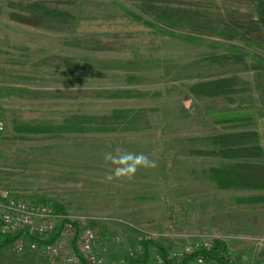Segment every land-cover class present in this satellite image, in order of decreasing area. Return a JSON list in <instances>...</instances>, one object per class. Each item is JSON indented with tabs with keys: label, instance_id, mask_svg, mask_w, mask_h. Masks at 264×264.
<instances>
[{
	"label": "rangeland",
	"instance_id": "374dc122",
	"mask_svg": "<svg viewBox=\"0 0 264 264\" xmlns=\"http://www.w3.org/2000/svg\"><path fill=\"white\" fill-rule=\"evenodd\" d=\"M77 1L79 12L101 18L131 11L162 24L171 34L158 37L159 45L82 50L63 43L77 30L64 33L22 23L9 16L11 0H0V188L28 204L61 205L78 232L95 230L97 253L124 264H216L210 257L198 263L197 254L183 253L186 246L205 240L212 243L213 255L222 252L239 264H264V243L258 241L264 236V189H219L207 175L211 167L237 161L264 163V0ZM161 9L186 24L189 20L193 27L161 21ZM203 24L235 29L237 36H221ZM53 55L78 60L142 58L158 65L135 72L139 80L133 82L128 72L116 69L105 76L87 75L81 83H64L65 74L78 69L49 60ZM211 57L229 65L241 61L242 67L218 77L234 80L230 99L222 101L226 108L247 109L252 117L247 122L213 121L206 109L210 100L192 93L191 85L216 76H185V65H202ZM79 89L133 93L74 96ZM116 110L129 112V119L136 117L140 125L127 129L117 123L113 130L86 132L16 128L58 126L73 115L108 116ZM20 111L34 114L22 116ZM242 130L258 132L260 158L199 153L215 148L210 136ZM110 144L144 152L158 167L139 169L132 180L107 182L112 166L105 164L103 153ZM250 196L260 199L244 200ZM9 251L16 258L13 264H48L40 248L28 245L24 261L12 244L5 249ZM158 254L162 263L156 262Z\"/></svg>",
	"mask_w": 264,
	"mask_h": 264
},
{
	"label": "trees",
	"instance_id": "16d2710c",
	"mask_svg": "<svg viewBox=\"0 0 264 264\" xmlns=\"http://www.w3.org/2000/svg\"><path fill=\"white\" fill-rule=\"evenodd\" d=\"M11 11L9 16L12 19L26 23L28 25L54 31L71 33L77 30L78 34L68 38L63 43L67 46L77 47L82 50L90 51H114L127 50L142 45H159L158 37L164 34H171L162 24H157L148 19H143L139 14L131 11H125L122 15H111L98 18L87 12L78 11L77 0H11ZM161 21H171L177 23L189 24V20L184 22L168 9L160 10ZM183 25V24H182ZM207 31L215 32L224 37H236L235 29H217L210 25H200ZM193 27V26H192ZM147 37H152L147 39ZM157 38V40H156ZM215 58V57H214ZM207 60L205 64H187L185 65V76L188 77H213L215 79L201 81L190 86L192 93L196 97L210 100L206 105L209 115L213 121L219 123L230 122H247L251 113L245 108H226L223 97L230 99L229 92L233 91V79H221L218 76L224 71L235 70L242 67L241 61L226 64L219 62L221 57ZM51 61L60 63L65 67L75 66L78 70L68 72L64 76V83L71 80L73 83L83 82L85 76H105L106 71L125 70L128 72L127 77L130 82L138 81L139 76L135 72H140L146 68L157 66L155 60L138 59H105L94 56H83L81 60L73 57L53 55L49 58ZM52 63V62H51ZM233 65V67L231 66ZM87 70V72L85 71ZM91 72H89V71ZM218 77V78H217ZM143 78V76L141 77ZM140 78V79H141ZM73 92L74 96H119L132 94V90L109 92L107 90H86L79 89ZM88 92V93H87ZM20 115L29 116L34 114L33 111H20ZM129 112L114 111L111 115H73L64 120L63 124L58 126H43L41 124L17 125L19 130H28L31 132H55V131H107L113 130L117 123H124L128 128H133V123L139 124L134 117L129 119ZM131 126V127H129ZM215 148L199 152L201 154L220 156L227 159L242 158H260L263 154L261 145L258 144V132L256 130H242L237 132H226L216 134L207 138ZM195 153H198L195 152ZM207 175L215 186L219 189L234 190H263L264 189V163L260 161H237L229 164H223L219 167H211ZM260 199L258 196L244 198L246 201ZM57 213L63 216V221H67V216L63 212L61 205L56 202L49 204ZM74 229L78 232V226L73 223ZM0 234V251L9 249L14 240L13 237H1ZM74 242V241H73ZM20 253L21 260L27 259L28 256ZM203 256L210 257L216 264H228L223 253L212 254L211 251H204ZM147 257V254L145 255ZM15 260V255L13 257ZM17 260H20L17 258ZM143 261V260H142ZM139 260H130L128 264L139 263ZM80 264H87L82 261Z\"/></svg>",
	"mask_w": 264,
	"mask_h": 264
},
{
	"label": "built area",
	"instance_id": "2783aa9c",
	"mask_svg": "<svg viewBox=\"0 0 264 264\" xmlns=\"http://www.w3.org/2000/svg\"><path fill=\"white\" fill-rule=\"evenodd\" d=\"M73 223L69 219L63 221V216L50 205L28 204L21 196L0 188V234L14 238L12 247L17 253L24 252L29 245L30 248H40L48 264H80L82 261L87 264H124L123 260L106 258L96 252L94 229L86 227L76 233ZM25 237L31 240L27 242ZM258 241L264 243V236ZM211 246L212 243L206 240L196 242L186 246L183 253L197 254V262L202 263L203 252L211 251ZM223 257L228 264H239L237 259ZM155 259L157 263L163 261L161 254Z\"/></svg>",
	"mask_w": 264,
	"mask_h": 264
},
{
	"label": "clouds",
	"instance_id": "9594fccd",
	"mask_svg": "<svg viewBox=\"0 0 264 264\" xmlns=\"http://www.w3.org/2000/svg\"><path fill=\"white\" fill-rule=\"evenodd\" d=\"M106 165L112 167L105 175V180H132L139 169H155L158 162L144 152H132L122 144L109 145L103 153Z\"/></svg>",
	"mask_w": 264,
	"mask_h": 264
},
{
	"label": "crops",
	"instance_id": "0c3cea01",
	"mask_svg": "<svg viewBox=\"0 0 264 264\" xmlns=\"http://www.w3.org/2000/svg\"><path fill=\"white\" fill-rule=\"evenodd\" d=\"M2 252H5V249L4 250H1L0 251V260L2 261H4V263L3 264H13V257H14V255L12 254V252H5V254L4 253H2ZM10 255H9V254Z\"/></svg>",
	"mask_w": 264,
	"mask_h": 264
}]
</instances>
